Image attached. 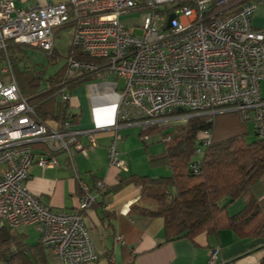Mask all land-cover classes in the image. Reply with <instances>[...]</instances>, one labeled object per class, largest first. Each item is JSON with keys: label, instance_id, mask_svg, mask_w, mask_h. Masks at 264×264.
<instances>
[{"label": "built area", "instance_id": "2783aa9c", "mask_svg": "<svg viewBox=\"0 0 264 264\" xmlns=\"http://www.w3.org/2000/svg\"><path fill=\"white\" fill-rule=\"evenodd\" d=\"M233 6V0H67L16 9L12 0H0V227L35 229L40 244L60 264L98 259L85 216L46 208L26 187L34 162L48 169L57 167L58 152L70 159L73 152L86 156L98 130L73 129L70 115L54 125L42 120L14 79L13 50L28 47L51 56L56 34L67 29L70 45L96 60L67 58V81L74 79L69 72L123 81L108 163L123 171L115 148L119 129L154 126L176 110L185 112L175 116L185 122L238 112L264 139V32L251 23L256 3L239 5L236 12ZM56 89L63 109L69 107L67 88L60 83ZM199 143L195 155L201 156L211 133L203 132ZM200 161L191 166L195 175ZM80 186L85 194L77 209L85 213L93 197ZM209 264H217L213 250Z\"/></svg>", "mask_w": 264, "mask_h": 264}, {"label": "crops", "instance_id": "0c3cea01", "mask_svg": "<svg viewBox=\"0 0 264 264\" xmlns=\"http://www.w3.org/2000/svg\"><path fill=\"white\" fill-rule=\"evenodd\" d=\"M12 1L16 9L41 8L67 2ZM251 23L255 30L264 32V0L256 3ZM123 86V81L113 75L105 79L93 77L87 83L67 88L70 94L69 107L63 109L59 99L49 101V116H58L64 110L61 117L72 116L73 129L98 130L95 133L96 145L89 148L86 156L73 152L70 159L65 153H56L55 168L42 169L34 162L28 169V191L41 205L55 212H78L85 216L98 256L95 262L87 264H209L212 250L216 252L217 264H264V237H241L225 229L210 237L201 234L193 240L175 239L165 242L162 219L147 218L130 211L139 200L140 190L133 185L115 190L121 180L132 175L155 179L170 176L171 172L149 164V155H159L165 149L160 152L149 148L150 139L140 136L142 126L138 125L123 126L118 131L120 138L115 148L125 170L109 166V146L113 138L110 128L114 123L115 107ZM261 95L264 97V84L261 85ZM248 125L250 123L246 125L248 135L252 134L256 140L253 124L251 130ZM139 128V131L135 130ZM81 141L83 145L87 144L85 137H81ZM161 169L168 171V174L161 175ZM97 182L102 183L103 187L97 188ZM80 184L86 186L88 194L93 197L85 213L77 209L85 194ZM252 192L264 208V181L255 185ZM232 206L236 207L233 213L230 212ZM244 207V200L238 199L227 206V214L232 217ZM27 229L30 228H22L20 231L27 234ZM47 260V264H60L50 254Z\"/></svg>", "mask_w": 264, "mask_h": 264}, {"label": "trees", "instance_id": "16d2710c", "mask_svg": "<svg viewBox=\"0 0 264 264\" xmlns=\"http://www.w3.org/2000/svg\"><path fill=\"white\" fill-rule=\"evenodd\" d=\"M259 1L244 0L242 4ZM240 6L233 12L238 11ZM54 56L55 46L52 55L47 57ZM69 57L78 62L96 63L71 45L66 58ZM92 78L89 74H81L69 81L61 80L62 76L51 77L49 82L55 85L54 90L31 98L38 116L49 125L66 119V116L61 117V113H65L63 110L58 116H49L50 93L54 94L60 83L69 88L87 83ZM38 80L37 75L31 88L39 84ZM184 114L176 110L165 117ZM248 123L238 112L189 118L183 126L175 127L172 133H160L165 150L159 155L148 156L152 167L166 168L171 172L170 176L153 179L132 175L121 180L115 190L127 185L139 188V200L130 211L143 217L162 219L165 242L193 240L201 234L210 237L225 229L241 237H264V208L252 192L255 185L264 181V139H259L254 132L257 139L247 143ZM156 131L157 126H147L140 136L148 137ZM205 131L211 133V143L204 148L199 174L195 175L191 166L195 163L200 135ZM238 199L244 200V209L232 217L228 216L227 206ZM20 230L0 227V264H47L48 249L39 240L37 243L29 242V236Z\"/></svg>", "mask_w": 264, "mask_h": 264}, {"label": "rangeland", "instance_id": "374dc122", "mask_svg": "<svg viewBox=\"0 0 264 264\" xmlns=\"http://www.w3.org/2000/svg\"><path fill=\"white\" fill-rule=\"evenodd\" d=\"M242 2L244 0H233L234 8L238 7L239 5H242ZM136 35H140L139 31L135 32ZM55 56L53 58L47 57V55L41 51L28 48V47H19L16 49L14 56L16 57L14 59L13 63V76L17 83V86L19 88V91L21 95L27 98H32L34 96L39 95L40 93L45 92H51L54 90V86L52 83L49 82V79L52 78H60L62 76L61 80H66L68 68L66 66L67 61V50L70 46V36H69V30L64 29L60 32H58L55 36ZM63 72V75L61 74ZM38 75L39 77V84L33 88H31V83ZM78 75V73L75 72H69L70 78H75ZM5 81V80H4ZM56 89V88H55ZM56 91V90H55ZM50 98L53 100L58 101L60 100V95L57 93V91L53 94L50 93ZM157 124V131L153 135H149V148L157 151L162 152L166 145L160 141V133L162 135L170 134L174 131L175 127H181L184 124V119L181 117H172L168 119H160L155 121ZM250 125H248V129L251 130L252 123L249 122ZM141 131H145L147 126L140 127ZM135 129L137 131L140 130ZM246 142L251 143L255 138L252 136V134H249L246 136ZM153 143V144H151ZM201 151L203 153L204 148L201 147ZM201 156L195 155L194 160L201 158ZM158 169V168H157ZM156 170V169H154ZM160 172L161 175H167L168 171H165V169H161ZM155 175V174H154ZM236 207L230 208V212L233 213ZM27 235H29V242L34 243L38 240L39 233L35 231V229L30 228L26 230Z\"/></svg>", "mask_w": 264, "mask_h": 264}, {"label": "water", "instance_id": "95a60500", "mask_svg": "<svg viewBox=\"0 0 264 264\" xmlns=\"http://www.w3.org/2000/svg\"><path fill=\"white\" fill-rule=\"evenodd\" d=\"M174 16H171L170 19H173Z\"/></svg>", "mask_w": 264, "mask_h": 264}]
</instances>
